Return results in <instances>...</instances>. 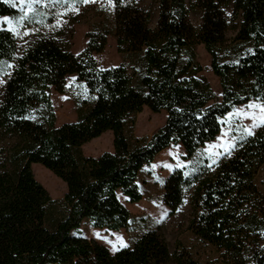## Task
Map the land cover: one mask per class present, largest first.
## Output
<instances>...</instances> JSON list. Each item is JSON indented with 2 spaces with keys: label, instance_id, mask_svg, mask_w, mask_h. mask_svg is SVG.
Returning <instances> with one entry per match:
<instances>
[{
  "label": "trees",
  "instance_id": "1",
  "mask_svg": "<svg viewBox=\"0 0 264 264\" xmlns=\"http://www.w3.org/2000/svg\"><path fill=\"white\" fill-rule=\"evenodd\" d=\"M7 1L0 0V16L14 18ZM107 1L117 52L134 58L130 67L97 65L93 55L104 51V31L87 33L85 48L74 55L66 32L39 34L19 50L17 38L0 28V264H192L161 224L113 253L73 233L83 223L126 229L133 218L118 194L127 203L142 199L138 176L158 153L179 145L188 161L215 140L235 107L264 103V0H158L153 28L151 11L139 0ZM200 45L220 100L198 77ZM68 77L84 85L87 97L77 102L75 121L57 126L49 94L63 95ZM143 108L166 115L149 140L131 133ZM107 132L111 152L83 155L85 144ZM34 164L63 183L60 201L34 178ZM263 169L264 126L211 166L189 175L174 169L162 185L167 217L187 198L214 227L220 264H264V218L240 209Z\"/></svg>",
  "mask_w": 264,
  "mask_h": 264
},
{
  "label": "rangeland",
  "instance_id": "2",
  "mask_svg": "<svg viewBox=\"0 0 264 264\" xmlns=\"http://www.w3.org/2000/svg\"><path fill=\"white\" fill-rule=\"evenodd\" d=\"M158 0H139L140 4L151 11L153 28L157 21ZM7 4L16 9L14 18L0 16V28L10 31L18 40L19 50L28 47L39 34L66 32L69 49L77 55L86 46L87 33L104 31L107 36L106 46L101 54L93 57L101 68L125 64L131 66L133 57L118 54L114 38L113 4L107 0H8ZM31 4V7H29ZM225 15L233 18L232 6L224 8ZM191 24L197 25L198 18L189 15ZM7 18V19H5ZM238 21V20H235ZM196 61L202 67L199 78L206 80L215 94L216 99H221L218 79L212 75L209 56L204 48L196 46ZM66 90L63 95L50 90L55 125L77 119V102L85 99L86 90L82 83L75 81L74 77L67 78ZM165 112L153 114L143 108L135 117L132 136L136 139L149 140L158 129L163 127ZM218 136L211 143L206 144L194 157L184 160L182 148L169 147L157 154L155 160L140 171L137 186L142 195L138 203H127L120 194L118 200L130 212L133 218L126 229L119 231H106L92 229L88 224L82 226L73 234L87 239H93L114 252L123 248L121 244L129 246L148 230L162 225V231L167 240L173 244L178 239L188 250L192 264H220V251L216 245V231L208 216L198 209L189 206L187 198L174 216L167 217V208L161 202L163 181L174 169H181L185 174L195 173L198 169L211 166L219 158L229 154L236 143L244 135L255 132L264 126V103L249 101L247 104L237 106L222 121ZM111 133H105L82 147L85 156L93 157L112 151ZM34 169V170H33ZM32 175L48 192L54 201H60L66 192L63 183L53 174L47 172L40 165L31 166ZM34 172V173H33ZM252 187L242 197L241 210L245 214L255 213L264 218V169L253 180ZM120 239H117V238Z\"/></svg>",
  "mask_w": 264,
  "mask_h": 264
},
{
  "label": "snow or ice",
  "instance_id": "3",
  "mask_svg": "<svg viewBox=\"0 0 264 264\" xmlns=\"http://www.w3.org/2000/svg\"><path fill=\"white\" fill-rule=\"evenodd\" d=\"M21 2L23 3L24 0H21ZM32 2H36V0H32ZM84 2H87V0H84ZM29 7H31V4H29ZM5 19H7V18H5ZM117 239H120V238L118 237ZM121 246L126 247L127 245L122 243Z\"/></svg>",
  "mask_w": 264,
  "mask_h": 264
}]
</instances>
